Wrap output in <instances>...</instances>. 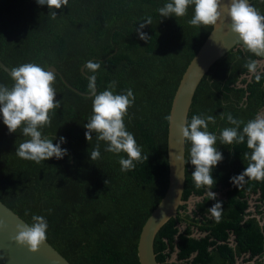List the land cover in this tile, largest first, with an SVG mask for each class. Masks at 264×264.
Here are the masks:
<instances>
[{"label": "trees", "instance_id": "obj_1", "mask_svg": "<svg viewBox=\"0 0 264 264\" xmlns=\"http://www.w3.org/2000/svg\"><path fill=\"white\" fill-rule=\"evenodd\" d=\"M264 15V0H249ZM171 0H69L55 10L36 0H0V61L9 69L25 63L57 69L53 87L60 107L50 113L51 124L40 131L67 149L62 159L40 164L19 158V144L30 139L22 128L9 133L0 117V201L27 224L33 215L48 222L47 242L70 264H139L137 243L142 226L168 186L167 131L171 102L180 79L213 26H192L193 7L183 17H161L158 9ZM51 11V10H50ZM151 18L139 39L136 28ZM102 61L96 73L85 72L88 61ZM261 60L236 46L200 81L189 110L193 115L215 117L207 130L217 136L222 162L213 168L216 181L208 200L206 187L196 188L191 178L190 142L185 141V183L177 215L165 223L154 239L158 264H264V181L246 178L235 186L231 178L250 162L244 143L224 145L223 129L233 118L247 123L264 108V72L259 83L245 64ZM83 67V72L81 68ZM96 76L100 93L116 82L114 94L131 89L134 102L124 118L146 162H134L121 171L126 154L105 151L90 160L96 134L87 141L84 125L90 120L92 97L88 76ZM14 82L0 68V85ZM243 124L240 126L242 131ZM105 181L107 183L105 184ZM258 204L250 211L249 199ZM199 198L189 213L187 202ZM222 201V218L216 222L207 211ZM180 226H183L182 230ZM175 254V260H171Z\"/></svg>", "mask_w": 264, "mask_h": 264}, {"label": "clouds", "instance_id": "obj_2", "mask_svg": "<svg viewBox=\"0 0 264 264\" xmlns=\"http://www.w3.org/2000/svg\"><path fill=\"white\" fill-rule=\"evenodd\" d=\"M69 0H36L38 5H47L49 15L55 19V10L68 5ZM193 7V16L189 20L192 26H216L222 22V12H226L230 20V30L245 50L256 57H264V15L249 4L248 0H229L222 6L221 0H171L158 9L161 17H183L189 6ZM51 10V11H50ZM151 25V18L143 21L136 28L139 39L148 41L151 37L142 29ZM102 61H88L84 65L85 72L96 73ZM245 67L256 83L261 80L264 64L259 60H249ZM10 76L14 81L11 88L0 85V117L9 133H15L22 128V135L30 137L20 143L16 155L24 160L40 164L50 158L62 159L67 155V149L62 148L64 137L54 144L53 139L42 135L40 129L51 124L50 113L60 107L56 100V90L53 84L56 73L45 70L38 64L25 63L10 69ZM88 93L92 97V112L90 120L84 125V136L89 142L96 134L97 144L90 153V160L100 158L99 141L107 143L105 151L119 154L125 153L127 158H121L119 164L121 171H131L136 167L134 162H146L147 156L142 155L141 147L137 144L134 135L126 129L124 118L128 108L134 102L131 89L125 94H114L116 82L112 81L109 87L97 93L96 76H88ZM229 124L233 127L225 128L220 133V140L224 145L244 143L251 153H244L250 162L239 175L231 178L235 185H242L248 180L264 181V113H259L254 119L245 123L233 118L231 113L226 114ZM169 119V117H166ZM209 123H215L212 115H193L190 123L185 119L178 126L180 142H190V163L194 166L191 173L192 181L196 188L206 187L208 200H216L217 194L211 189L216 181L211 172L223 155L217 150V136L207 130ZM244 125L242 131L240 126ZM107 181H105V184ZM216 222L222 218L224 211L222 201H217L207 210ZM4 225L0 222V228ZM48 222L40 215L32 216L31 224H17V234L13 237L17 245L26 246L32 253H36L40 246L47 241Z\"/></svg>", "mask_w": 264, "mask_h": 264}, {"label": "water", "instance_id": "obj_3", "mask_svg": "<svg viewBox=\"0 0 264 264\" xmlns=\"http://www.w3.org/2000/svg\"><path fill=\"white\" fill-rule=\"evenodd\" d=\"M228 2L229 0H221L222 6ZM248 2L250 4L249 0ZM236 46L244 48L231 32L230 20L226 12H222V22L218 21L217 25L212 27L210 34L180 79L171 102L168 119V186L164 196L141 228L137 243L139 264H158L153 248L155 236L165 223L177 215L178 208L182 204L185 183V142H180L178 126L188 118L193 96L204 75L214 63ZM259 58L264 61V57ZM0 68L10 76V69L1 61ZM47 70L59 74L53 66ZM60 77L66 86L73 89L61 75ZM0 222L4 225L0 228V264H70L47 241L36 253L30 252L26 246L17 245L13 240L17 234L16 225L27 223L1 201Z\"/></svg>", "mask_w": 264, "mask_h": 264}, {"label": "rangeland", "instance_id": "obj_4", "mask_svg": "<svg viewBox=\"0 0 264 264\" xmlns=\"http://www.w3.org/2000/svg\"><path fill=\"white\" fill-rule=\"evenodd\" d=\"M262 64H264V61H262V60H259ZM261 113H264V108H263V110L261 111ZM256 196H252L250 199H249V205H250V211H253L254 210V206L256 205V204H258L257 203V201H256ZM199 201V198H194V197H191L190 199H189V201L187 202V210L189 211V213L193 210V208H194V204L196 203V202H198ZM182 228H183V226H180V229L182 230ZM171 260L173 261V260H175V254H173L172 255V257H171ZM237 264H241V260H238L237 261Z\"/></svg>", "mask_w": 264, "mask_h": 264}]
</instances>
